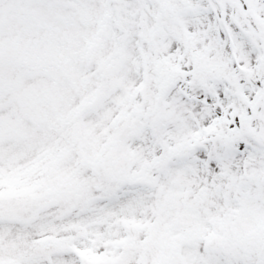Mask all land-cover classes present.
<instances>
[{
    "label": "snow or ice",
    "instance_id": "6c2138e0",
    "mask_svg": "<svg viewBox=\"0 0 264 264\" xmlns=\"http://www.w3.org/2000/svg\"><path fill=\"white\" fill-rule=\"evenodd\" d=\"M0 264H264V0H0Z\"/></svg>",
    "mask_w": 264,
    "mask_h": 264
}]
</instances>
